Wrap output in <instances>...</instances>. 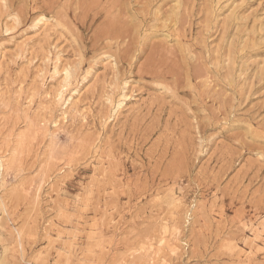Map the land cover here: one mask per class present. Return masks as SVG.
<instances>
[{
	"label": "rangeland",
	"instance_id": "1",
	"mask_svg": "<svg viewBox=\"0 0 264 264\" xmlns=\"http://www.w3.org/2000/svg\"><path fill=\"white\" fill-rule=\"evenodd\" d=\"M0 168V264H264V0H0Z\"/></svg>",
	"mask_w": 264,
	"mask_h": 264
},
{
	"label": "bare ground",
	"instance_id": "2",
	"mask_svg": "<svg viewBox=\"0 0 264 264\" xmlns=\"http://www.w3.org/2000/svg\"><path fill=\"white\" fill-rule=\"evenodd\" d=\"M94 16H95V15H94ZM3 160H4V159H3ZM3 160L1 161V166L4 165V161H3ZM1 168H2V167H1ZM1 168H0V169H1ZM0 177H1V176H0ZM261 222H262V221H261ZM245 226H246V225H245ZM257 237H258V236H257ZM41 264H42V263H41Z\"/></svg>",
	"mask_w": 264,
	"mask_h": 264
}]
</instances>
